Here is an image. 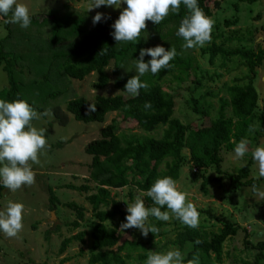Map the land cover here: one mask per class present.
Here are the masks:
<instances>
[{
	"label": "trees",
	"instance_id": "trees-1",
	"mask_svg": "<svg viewBox=\"0 0 264 264\" xmlns=\"http://www.w3.org/2000/svg\"><path fill=\"white\" fill-rule=\"evenodd\" d=\"M87 1V0H86ZM90 1V0H89ZM211 0H197L198 6L206 16L212 18L214 11L220 9V1H215L214 9L209 2ZM242 3H255L258 0H239ZM188 14L186 7L181 4L178 13H170L159 25L151 21L146 22L147 28L141 33L135 42L117 44L111 33L112 25L118 19L114 16H106L95 25H90L85 14L76 11H53L48 15L31 16L30 26H51V38L48 41L47 50L50 52L48 59L43 62L44 74L35 75V80L29 86L20 78L21 63L26 57L19 56L14 50H6L7 43L14 40L12 25L6 24L9 31L6 39L0 41V68L8 76L9 88L0 92V99L12 102L16 99L27 100L32 94H37L46 85L51 84V77L57 75L69 81L82 82L87 77L95 74L98 82L94 85L95 90L103 91L110 83L107 70L114 63L112 75L115 77L114 87L123 92L128 79L137 75L135 60L139 59L141 49L162 46L166 50L175 47L177 56L170 62V68L162 69L153 75L150 72L141 77L142 82L148 84L147 89H141L138 96L124 98L122 95L115 97L98 96L93 103L86 98H74L67 102L66 112L71 114L74 120L85 124L103 123L111 113H118L121 121H113L101 131V138L85 146L86 155L92 158L90 164L89 181L96 187L67 185L65 188L89 195L93 190L96 194L87 197L89 204L93 205L94 221L90 223L91 237L89 248V260L87 264H145L147 251L163 253L158 245L160 238L164 237L162 228L163 221L149 217V225H155L160 229L158 234L149 233L141 241L126 240L120 243L116 230H110L108 223L118 218L119 224L126 223L127 211L122 209L120 203L114 202L111 190H122L132 186L140 192H146L157 178L170 176L176 182L180 179L182 169L187 165L184 150L189 151L192 168L198 169L202 180L201 191L205 196L209 195V187L217 186L224 188L223 182L228 181L232 191L255 184L259 181L251 178L252 161L238 169L234 173L224 172L222 152H233L235 144L242 138H247L250 145L259 143V138L264 132V100L255 88V79L258 69L264 64V49L252 48L254 43L253 34L249 31L247 43L249 46H241L235 49L226 48L225 43L219 45L213 42L211 46L201 48V57L208 56L209 64L214 65L217 58L224 63L232 59H238L248 71L245 78L235 80L234 84L227 86V98L219 100L220 107L217 117L211 118V108H201L196 99H192V112L203 120V124L195 129L190 125L183 124L174 117L175 99L166 92L162 84L169 78L174 81L185 83L194 74L199 72L197 58L193 49H184L185 43L182 37L176 35L180 22ZM8 19V17H3ZM237 25L226 22V25ZM223 38L219 35L215 39ZM227 43L232 41L241 42L242 38L234 35L226 38ZM105 51L100 54L103 50ZM151 57L145 56L147 62ZM30 70V65L28 66ZM31 71V70H30ZM199 85L198 81H194ZM27 91L24 93V91ZM36 89V90H35ZM59 91L45 96V100L54 102ZM27 96V97H26ZM40 97L39 104L32 106L41 108L44 102ZM146 102L151 103L150 108H145ZM50 103V102H48ZM38 104V105H36ZM51 104V103H50ZM90 104L96 105V111L89 113ZM52 113L56 120L63 124L69 121L60 105L51 104ZM122 123L132 124V130L137 129L144 133L159 132L163 130L161 138H141L136 134H120ZM259 127L254 132H249V125ZM256 145V146H257ZM212 169L215 177L207 176V171ZM264 179V178H263ZM6 190L0 185L1 193ZM50 203L54 206L60 201L53 189H49ZM112 201L111 211H102L100 204L103 201ZM147 207L156 206L150 197H145ZM76 215V220L69 226L78 229L82 222H86V209L75 203L64 205ZM167 211L166 206L161 209ZM222 227L217 232H207L199 228L184 227L176 231L174 239L169 241L168 246L178 248L185 256L184 264L193 256L198 255L200 264H225V244L228 240L237 236L239 231L245 233L243 247L245 251L257 252L253 264H263L264 242L254 245L248 240V233L239 225L223 219ZM86 233L66 238L61 244L59 253L64 254L74 242L85 244ZM196 241H200L199 244ZM242 264H249L244 259ZM68 262L65 259L61 264Z\"/></svg>",
	"mask_w": 264,
	"mask_h": 264
},
{
	"label": "rangeland",
	"instance_id": "rangeland-1",
	"mask_svg": "<svg viewBox=\"0 0 264 264\" xmlns=\"http://www.w3.org/2000/svg\"><path fill=\"white\" fill-rule=\"evenodd\" d=\"M215 1H220L221 7L214 11L212 19L214 26L211 33L210 42L204 47H196L194 55L196 56L199 72L194 74L191 79L185 83L174 81L169 78L162 84L163 89L170 93L175 99L174 117L179 119L183 124L190 125L192 128H199L204 122L200 117L192 112L190 101L196 99L200 103L201 108H211V118L217 117L220 107L219 100L227 98V86L234 84L235 80H242L246 83L248 71L242 66L238 59H232L224 63L217 58L214 65L209 64V57H201V48L211 46L213 42L217 45L225 43L226 48L235 49L241 46H249L247 43V35L249 31H256L253 34L254 43L251 45L255 51L258 47L264 49V0H258L255 3H242L239 0H211L209 2L214 9ZM18 3L27 5L30 10V16H44L53 11H76L85 14L89 24L93 25V18L97 12L106 16H114L119 18L120 12L126 8L121 3L117 9L115 7L101 6L100 8L88 11V5L91 0H17ZM235 19L237 25H226V22L233 23ZM12 31L15 34L14 40L7 43L6 50H14L21 56L26 57V61L21 63L22 68L20 80L29 86L33 83L36 76L44 74L43 62H45L50 52L47 50L48 41L50 40L51 26L34 27L29 26L27 29L21 28L18 24H11ZM254 31V32H255ZM241 37V42L232 41L227 43L226 38L232 35ZM9 31L5 27L3 17H0V41L6 39ZM223 35V38H218ZM30 65V70L28 66ZM114 63L107 70L110 76L108 87L103 90H95L94 85L98 82L97 75L93 74L84 81H69L64 77L56 74L51 77V84L46 85L36 94L32 91L28 93L30 98L26 101L32 106V103H38L40 107V97L44 99L49 94L56 93L57 98L54 102L43 100L46 102L41 108L32 106L38 113L51 110L52 105H60L63 112L69 118L66 124L56 120L54 114L51 116H42L40 120H33L35 127L47 129L46 138L48 147L43 155L40 156L41 164L32 165L33 171L36 173L35 184L32 187H23L15 193L6 189L1 193L0 210H2L8 201L20 202L25 205L23 213V230L15 238H7L0 233V264H61L65 259V264H87L89 260V248L91 228L90 223L94 221L93 205L89 204L87 197L96 194L93 190L89 195L79 193L65 188L67 185L74 187L96 185L89 181L90 164L92 158L86 155L84 148L89 143L101 138V131L110 125L113 121L118 123L121 116L118 113L109 114L103 123L85 124L74 120L71 114L66 112V104L68 101L84 97L90 103H93L98 96L115 97L122 95L128 98L130 95L117 91L114 87L115 77L112 75ZM194 81H198L196 85ZM9 88L8 76L0 68V92ZM24 91V93L27 91ZM255 88L260 94L261 101L264 100V64L258 69L255 79ZM30 89V88H29ZM32 90V89H30ZM95 90V91H94ZM28 92V91H27ZM27 97V96H26ZM44 97V98H43ZM50 102V103H48ZM36 104V105H38ZM133 125L122 123L120 134L138 135L141 138H161L163 130L152 133H144L140 130H132ZM264 144V132L259 138V143L249 144V152L242 160L233 159V152H222L224 163L222 168L226 173H234L238 169L252 161L251 178L259 181L257 187L264 191V179L258 177V170L252 159V151L255 147ZM257 145V146H256ZM184 157L187 159V165L182 169L180 179L177 181L179 190L186 192L187 200L192 202L198 212L199 226L198 228L207 232H217L223 225V219L230 221L244 228L248 233V240L254 245L264 242V198L254 194L252 188L245 187L239 191H232L229 182H223L224 188L217 186L209 187V195L205 196L201 191L202 180L198 169L192 168L190 162L189 151L184 150ZM207 176L215 177L216 173L209 169ZM49 189H53L56 197L60 201L54 206L50 203ZM140 191L132 186L122 190H111V197L114 202L120 203L122 209L127 211V204L134 202L135 198L140 195ZM145 196L141 198L145 201ZM75 203L86 209V222L81 223V227L75 229L69 226L76 220L75 213L65 207V204ZM102 211H111L112 201H103L100 204ZM150 220H148L149 223ZM118 218L108 223L110 230H116L120 239V243L126 240L141 241L144 236L139 229H125L120 231ZM188 227L182 224L174 217L164 222L162 232L164 237L160 238L158 245L163 253L168 250L175 249L171 246L167 247L169 241L174 239L177 230ZM85 232V244L74 242L64 254H60L59 250L62 242L66 238H70ZM245 233L239 231L237 236L228 240L225 244L224 263L225 264H242L240 261L244 259L249 264L255 261L257 252L245 251L243 241ZM151 251H154L153 249ZM264 264V261H263Z\"/></svg>",
	"mask_w": 264,
	"mask_h": 264
},
{
	"label": "clouds",
	"instance_id": "clouds-1",
	"mask_svg": "<svg viewBox=\"0 0 264 264\" xmlns=\"http://www.w3.org/2000/svg\"><path fill=\"white\" fill-rule=\"evenodd\" d=\"M121 3L126 5L114 22L111 33L117 44L135 42L147 28L148 21L159 25L170 13H178L181 4L188 10V14L180 22L177 36L182 37L184 49L204 47L211 40L214 20L205 15L198 6L197 0H91L88 11L101 6L119 8ZM0 17H8L6 24H18L27 29L31 24L30 10L27 5L18 3L17 0H0ZM103 14L97 12L93 24L100 22ZM105 49L100 53L102 54ZM151 57L147 62L144 57ZM177 56L175 47L166 50L162 46L141 49L139 59L135 60L137 75L128 79L123 92L135 97L141 89H147L148 84L141 81L146 73L153 75L162 69L170 68L172 60ZM95 91V90H94ZM145 108H150L151 103L146 102ZM96 111V105L90 104L88 112ZM53 115L51 110L38 113L23 99L8 102L0 99V185L12 193L23 187H32L35 184L36 173L32 165H40V156L48 147L46 138L47 129L37 128L33 120H40L42 116ZM257 125H249V132L258 129ZM250 141L242 138L235 144L233 159L242 160L249 152ZM258 170V177L264 178V144L255 147L251 153ZM254 194L264 198L261 191L254 184ZM150 197L154 202L152 207H146L142 196ZM187 193L179 190L176 180L170 176L157 178L146 192H141L134 202L127 204L126 223H122L120 231L125 229H139L144 237L149 233L158 234L160 229L149 225V217L158 221L167 222L173 217L190 228H198L199 216L196 206L187 200ZM166 206L167 211L161 209ZM25 205L20 202L8 201L0 210V233L7 238H15L23 230V213ZM197 244L200 241H196ZM185 256L176 248L166 253L147 251L145 264H184ZM187 264H200L199 256L195 255L187 260Z\"/></svg>",
	"mask_w": 264,
	"mask_h": 264
}]
</instances>
